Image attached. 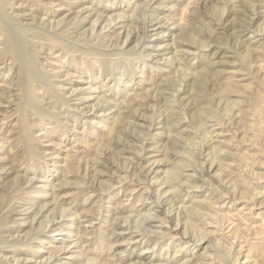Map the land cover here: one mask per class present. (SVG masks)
<instances>
[{
	"label": "rangeland",
	"instance_id": "1",
	"mask_svg": "<svg viewBox=\"0 0 264 264\" xmlns=\"http://www.w3.org/2000/svg\"><path fill=\"white\" fill-rule=\"evenodd\" d=\"M0 264H264V0H0Z\"/></svg>",
	"mask_w": 264,
	"mask_h": 264
},
{
	"label": "bare ground",
	"instance_id": "2",
	"mask_svg": "<svg viewBox=\"0 0 264 264\" xmlns=\"http://www.w3.org/2000/svg\"><path fill=\"white\" fill-rule=\"evenodd\" d=\"M146 2V1H145ZM139 6V5H138ZM139 11V10H138ZM141 13V12H140ZM151 14V13H150ZM2 26V25H1ZM29 31V30H28ZM18 32H20V31H18ZM75 32V31H74ZM145 35V34H144ZM10 36V35H9ZM11 38V37H10ZM17 40V39H16ZM15 40V41H16ZM10 41V40H9ZM16 44V43H15ZM32 44V43H31ZM39 44V43H38ZM75 44V43H74ZM158 47V46H157ZM22 54V53H21ZM148 55V54H147ZM23 58V57H22ZM21 60V59H20ZM109 68V67H108ZM24 71V70H23ZM205 73H208L207 71H206V69H203V70H201L199 73H198V80H202L206 75H205ZM43 77V76H42ZM28 78V77H27ZM29 79V78H28ZM32 81V80H31ZM44 83V82H43ZM26 84V83H25ZM31 85H33V84H31ZM33 87V86H32ZM25 89H26V87H25ZM30 89H31V87H30ZM86 90V89H85ZM27 91V90H26ZM87 91V90H86ZM25 95V94H24ZM31 97V96H30ZM42 97V96H41ZM37 98V97H36ZM123 98V97H122ZM65 99V98H64ZM101 106H103V105H101ZM36 107V106H35ZM84 108V107H83ZM111 119V118H110ZM112 131V130H111ZM23 135V134H22ZM30 145V144H29ZM51 155V154H50ZM60 158V157H59ZM183 167V166H182ZM174 168V167H173ZM171 172H173V175H175V174H177V173H175L174 174V171H171ZM171 175V174H170ZM169 175V176H170ZM172 175V176H173ZM171 176V177H172ZM189 207V206H188ZM194 207V206H193ZM197 209H198V207H197ZM197 209H195V208H193V209H191L192 211H190V213L192 212L193 213V211H196ZM199 210V209H198ZM197 210V211H198ZM41 212V211H40ZM199 212V211H198ZM197 212V215H199L200 213H198ZM191 213V214H192ZM196 213V212H195ZM194 214V213H193ZM39 215V214H38ZM149 221V220H148ZM73 228V227H72ZM71 231H72V229H70ZM72 233V232H71ZM53 234V233H52ZM68 234H70V232H68Z\"/></svg>",
	"mask_w": 264,
	"mask_h": 264
}]
</instances>
